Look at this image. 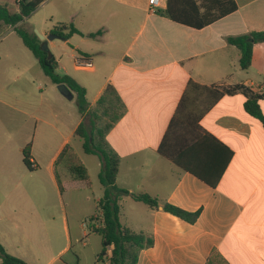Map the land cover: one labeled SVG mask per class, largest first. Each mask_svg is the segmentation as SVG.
I'll return each instance as SVG.
<instances>
[{
    "label": "crops",
    "instance_id": "0c3cea01",
    "mask_svg": "<svg viewBox=\"0 0 264 264\" xmlns=\"http://www.w3.org/2000/svg\"><path fill=\"white\" fill-rule=\"evenodd\" d=\"M149 1L41 4L55 3L50 16L56 18L42 35H51L59 24L72 25L81 33L63 39L68 48L62 56L52 54L57 71L86 89L89 107L81 115L76 102L66 104L75 93L68 99L52 82L47 94L40 90L38 102L29 97L16 101L18 105L0 100L35 121L22 152L30 143L33 167L44 175L43 183L33 182L24 172L23 155L19 164L6 157L7 145L0 144V244L11 256L27 264H109L110 250L99 260L101 236L70 224L63 196L67 184L70 191L92 187L91 172L98 176L101 171L98 156L85 154L96 158L88 165L73 144L80 139L77 128L81 123L90 127L97 103L110 86L119 98V117L106 134L108 149L120 158L116 185L159 202L153 209L131 195L120 201L122 225L154 241L139 252L138 264H264V127L246 113L245 92L233 90L243 86L264 96V43L254 45L251 66L242 70L239 50L228 42L264 31V0H235V12L203 29L161 15L167 0L150 13ZM78 56L92 60L93 67L76 66ZM79 70L90 77L83 79ZM220 90L230 93L209 107L212 92ZM259 104L264 115V99ZM174 118L172 148L185 165L214 180L228 162L216 187L159 153ZM73 165L85 167L86 180L72 175ZM48 190L57 195L59 208L40 207ZM101 198L94 199L95 211ZM164 204L200 214L190 224L164 211ZM90 225L98 226L94 221ZM90 245L93 258L84 253L83 260Z\"/></svg>",
    "mask_w": 264,
    "mask_h": 264
},
{
    "label": "trees",
    "instance_id": "16d2710c",
    "mask_svg": "<svg viewBox=\"0 0 264 264\" xmlns=\"http://www.w3.org/2000/svg\"><path fill=\"white\" fill-rule=\"evenodd\" d=\"M46 0H15V7L11 9L17 10L13 13L8 9V5H0V23L11 26L22 40L24 46L32 53L40 65L44 75L50 79L55 85H65L71 92L75 93L76 103L81 115L88 111L89 103L86 99V89L82 87L74 78L69 75H61L57 72V62L51 52H46L42 48V41L39 37L21 27L19 24L25 18L30 16L38 7ZM19 8V9H18ZM238 9L235 0H167L166 8L159 10V13L168 17L172 21L188 26L194 29H203ZM51 34L58 35L61 39L68 40L73 34H81L72 25L59 24L51 31ZM229 44L235 46L240 53L239 65L242 70H248L251 66L253 57V47L257 43H264V31H253L248 34L231 37L228 39ZM193 84H191L192 86ZM243 90L247 96L244 103V109L253 118L259 120L264 127V115L262 113L259 101L264 99L263 95L254 94L247 91L243 86H236L234 89ZM227 90L213 91L209 107L220 100ZM119 98L116 91L112 87L105 90L102 98L98 101L93 112V120L90 127L81 123L77 128L75 135L82 140V148L85 154L98 156L101 161V171L99 173V181L103 186V196L96 206V216H91V221H98L99 225L93 226L94 232L102 238V250L99 254V260L103 259L110 250L111 255L108 258L109 264H138V255L142 249L153 246V238L147 237L143 233H136L124 227L120 222V201L124 196L131 197L139 202H143L149 207L156 209L159 202L146 194L134 195L127 190L119 188L116 185V177L119 170V156L112 150L108 149L106 142V134L113 127V123L119 117ZM101 114H98L100 113ZM111 113L109 123L101 126L104 116ZM177 128V119L171 120L166 134L164 135L159 146V153L167 159L173 161L182 169L192 173L211 187H216L223 173L227 161L220 170V173L214 180H210L206 175L198 172L190 166L185 165L178 152L172 148L175 141ZM67 152H63L61 158ZM23 164L28 170L33 171L31 155V144H27L23 149ZM231 155V152H229ZM229 155V157H230ZM229 161V160H228ZM72 175L81 180H86L87 172L82 165H73L69 167ZM60 192L63 191L62 184L58 182ZM164 211L171 213L182 220L194 224L200 214V211L190 213L170 204H164ZM0 260L1 264H27L23 260L8 254L0 244Z\"/></svg>",
    "mask_w": 264,
    "mask_h": 264
},
{
    "label": "rangeland",
    "instance_id": "374dc122",
    "mask_svg": "<svg viewBox=\"0 0 264 264\" xmlns=\"http://www.w3.org/2000/svg\"><path fill=\"white\" fill-rule=\"evenodd\" d=\"M15 0H0V5L7 4L8 9L13 13H18L17 10L11 9V6L15 7ZM55 4V3H53ZM51 5H41L36 11L30 16L24 19L19 25L29 32L36 34H42L46 32L47 27L55 24V19L50 16ZM19 9V8H18ZM58 19V18H57ZM52 21V22H51ZM54 21V22H53ZM52 45L48 46L50 52L54 51L58 57L64 54L68 45H66L63 39L51 40ZM69 64L75 66L74 62L69 59ZM62 74L61 70L57 71ZM83 79L90 77L87 71L79 70L77 72ZM53 86L49 78H47L40 65L38 64L32 53L24 46L22 40L14 31V28L0 23V100L13 102L16 105L19 102H23L27 97L32 98L34 102H38L40 96V90L43 89L47 94V87ZM19 101V102H16ZM68 104H74V100H67ZM109 119L103 118L101 126L109 123ZM35 121H31L28 117L18 112L12 107H7L0 102V144L5 143L7 145L5 149L6 157L21 163L22 161V148L23 142L28 141L27 139L33 135V126ZM30 127L32 129L30 130ZM74 148L84 160L86 164H90V160H96L95 157L85 155L81 147V140L77 139L74 144ZM38 154L42 152L38 151ZM72 164V163H71ZM74 164V163H73ZM24 172L27 176L31 177L33 182L43 183L44 175L42 171L35 168L33 171H29L25 166ZM62 170L60 169V172ZM92 187L85 188L83 190L71 191L66 185L67 192L63 196V200L66 206L70 224L76 228L81 226V230L87 233H92V226L90 225V218L95 214V202L94 199L103 196V186L99 181V175L91 172ZM86 198L89 201L86 202ZM57 195H52L51 191L48 190L43 194L40 199V207L52 209L58 206L59 202L56 201ZM99 225L98 221H95ZM84 224V226L82 225ZM94 238V237H93ZM86 240V239H85ZM93 240V239H92ZM92 245V241L90 242ZM91 245L89 249L83 252L82 257L84 260V253L89 259L93 258L91 254ZM111 254V252H109Z\"/></svg>",
    "mask_w": 264,
    "mask_h": 264
},
{
    "label": "built area",
    "instance_id": "2783aa9c",
    "mask_svg": "<svg viewBox=\"0 0 264 264\" xmlns=\"http://www.w3.org/2000/svg\"><path fill=\"white\" fill-rule=\"evenodd\" d=\"M165 0H150L149 1V12L155 13L159 10ZM75 65L82 68L91 69L93 62L89 58L78 56L75 58Z\"/></svg>",
    "mask_w": 264,
    "mask_h": 264
},
{
    "label": "water",
    "instance_id": "95a60500",
    "mask_svg": "<svg viewBox=\"0 0 264 264\" xmlns=\"http://www.w3.org/2000/svg\"><path fill=\"white\" fill-rule=\"evenodd\" d=\"M36 35L39 37V39L42 41V48L43 50H45L46 52H50L49 48H48V41L49 40H53V39H60L61 37H59L58 35H48V36H44L42 34H38V32H36ZM59 92H61V94L63 96H65L68 99H72L73 95L72 92L68 89L67 86L65 85H58L57 86Z\"/></svg>",
    "mask_w": 264,
    "mask_h": 264
}]
</instances>
